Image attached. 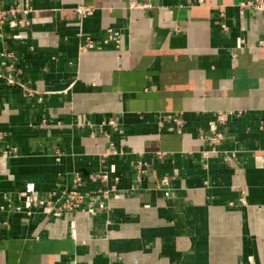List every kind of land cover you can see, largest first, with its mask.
Listing matches in <instances>:
<instances>
[{"label": "crops", "instance_id": "1", "mask_svg": "<svg viewBox=\"0 0 264 264\" xmlns=\"http://www.w3.org/2000/svg\"><path fill=\"white\" fill-rule=\"evenodd\" d=\"M26 1L32 25L0 37L13 55L0 73L16 81L0 76V264H264V11L240 6L249 0L0 3ZM108 28L121 47L81 50ZM219 115L226 138L212 151L201 132ZM111 143L119 153L105 157ZM99 171L107 184L89 179ZM28 184L42 198L114 184L122 196L56 218L24 205Z\"/></svg>", "mask_w": 264, "mask_h": 264}, {"label": "built area", "instance_id": "2", "mask_svg": "<svg viewBox=\"0 0 264 264\" xmlns=\"http://www.w3.org/2000/svg\"><path fill=\"white\" fill-rule=\"evenodd\" d=\"M240 6L242 8H250L255 11H264V0H249L243 1ZM78 11L82 15L91 13V9L84 6H79ZM32 8L28 1L18 5L5 6L0 3V37L4 34L5 27L18 28L21 30L27 29L32 25L31 18ZM224 29H227L226 24H222ZM84 41L81 44L82 51L95 50L102 45L113 44L116 48L121 47L123 35L120 31L113 28H108L106 35L101 41H96L90 35H83ZM259 44L264 46V38L259 41ZM0 57H13L6 48L0 53ZM12 67V66H8ZM0 76L5 77L9 83H16L15 79L10 75H4L0 73ZM164 119H173L178 125L183 123V120L177 116L165 115L160 116V122L163 125ZM110 124L115 125L114 120L108 121ZM226 124L224 115H219L217 119L209 122V129L201 132V137L210 146L212 151L216 150V147L220 145L226 138L225 133L221 129V126ZM16 149L11 147L2 151L4 156L13 155ZM119 150L111 143L110 149L105 155L118 154ZM161 155L165 153H160ZM140 167V164H138ZM143 172V170H141ZM108 171L94 172L89 175L91 181L107 184L109 181ZM116 181H119V177H115ZM76 182L81 183L82 177L77 175ZM164 183H168L167 178L163 179ZM111 192H116V196H122L114 184L109 191H106V195H110ZM103 195L82 192L77 189H65L62 191L54 190L48 198H42L38 195L33 184H28L20 191L19 197L23 200V203L29 209L32 207H38L43 209L47 214L53 217H64L67 219H73L79 212H87L92 215L104 211L108 208L105 197ZM244 200V197H242Z\"/></svg>", "mask_w": 264, "mask_h": 264}]
</instances>
